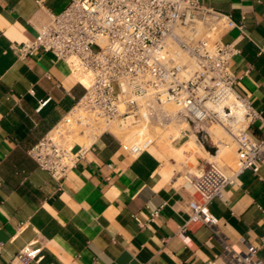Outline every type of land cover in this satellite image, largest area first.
Listing matches in <instances>:
<instances>
[{
    "label": "crops",
    "instance_id": "crops-1",
    "mask_svg": "<svg viewBox=\"0 0 264 264\" xmlns=\"http://www.w3.org/2000/svg\"><path fill=\"white\" fill-rule=\"evenodd\" d=\"M68 1L0 0V264H20L14 255L33 241L41 259L27 264H227L219 236L242 251L255 248L264 263V144L258 172H241L220 198L205 205L215 229L190 222L181 230L189 202L200 201L184 178L207 165L200 149L192 160L190 153L172 157L153 142L132 158L119 137L105 132L61 180L27 155L84 89L64 60L41 49L21 58L14 47L33 38L48 14ZM200 2L237 23L221 39L239 49L230 62L236 90L262 113L250 125L261 139L264 0ZM190 133L180 130L175 143L185 144ZM197 144L209 154L218 150L211 132L204 145ZM228 149L220 157L230 171L236 146Z\"/></svg>",
    "mask_w": 264,
    "mask_h": 264
},
{
    "label": "built area",
    "instance_id": "built-area-1",
    "mask_svg": "<svg viewBox=\"0 0 264 264\" xmlns=\"http://www.w3.org/2000/svg\"><path fill=\"white\" fill-rule=\"evenodd\" d=\"M236 25L229 15L200 0H69L60 12L48 14L33 38L14 50L25 58L41 49L64 60L79 75L89 76L88 85L78 79L84 89L82 96L52 130L70 119L84 124L82 133L95 132V139L109 132L102 126L134 115L126 126L175 120L185 123L204 145L212 126L224 128L236 146L234 168L225 172L207 162L196 173L184 176L200 201L189 202L191 212L181 230L190 222L215 229L211 216L204 212L205 205L220 198L241 172L257 173L263 157L264 137L257 139L250 132L252 121L262 119V113L237 92L238 77L230 62L239 49L235 42L221 39L224 30ZM230 100L242 111L239 117ZM168 104L175 106L173 113L165 108ZM52 130L27 155L61 180L85 155L88 145L68 147L54 138ZM152 143L150 133H133L131 139L120 141L132 158ZM156 214L153 210L151 216ZM219 240L227 264H264L255 248L242 251L224 236ZM34 243L23 246L13 260L20 264L39 261L40 249L33 248Z\"/></svg>",
    "mask_w": 264,
    "mask_h": 264
},
{
    "label": "bare ground",
    "instance_id": "bare-ground-1",
    "mask_svg": "<svg viewBox=\"0 0 264 264\" xmlns=\"http://www.w3.org/2000/svg\"><path fill=\"white\" fill-rule=\"evenodd\" d=\"M76 72L77 71H74V74H76ZM77 73H78L77 75L79 76L78 78L85 85H88L89 82H90L89 76L79 75V72H77ZM230 103H233L232 109H233L234 115L237 116V117H239L242 114V111L237 108V106L235 105V102L233 100H230ZM167 110L169 112H171V113L174 112V109H171V108H170V110H169V108ZM132 119H134V115H130V116L126 117V118H119L118 119L119 122H117L118 121L117 120V121H115V123L110 124L107 127L102 126V128H103V130H105V128H107V130L109 132H111L112 134H117V133L119 134V131H122L123 129H126L128 127V126H126V124L128 122L130 123V121ZM166 125L169 126L168 130H166V132L164 134L159 135L156 138V140L153 139V140H155L154 142L162 150L164 149V151L169 152L172 157H176V156H183V157H185V154L186 153H190V155H191L190 158L192 160H195L193 158V152L200 151V150L202 152H204L199 147V145L197 144V142L195 140V136L192 133H190V138L191 139L187 140L185 144H181L180 146H177V147L176 146H173L172 144L170 145V143H172L173 141H175L179 137L180 130H182L183 128L185 129L186 124L183 123V122H177V124H175V123L174 124H171V122L169 123V121H168L166 123ZM59 126H60L59 129L52 130V132L54 134L53 136H54V138L56 140H59L60 138H62L64 136L66 138V140L72 139L75 143L89 145L91 143V141L94 139L95 132L92 133V132L84 131V133H82L83 130H84V124L83 123L75 122V121H72L70 119H68V120L66 119V120H63L59 124ZM133 128L135 129V131H134ZM133 128L132 129L134 131V134H136L137 136H143V135L148 134V133L151 132L150 131V127H149V123H147V122L140 124L136 128L135 127H133ZM160 131H162V130H160ZM222 131L228 134V132L225 131V129L222 128L221 126L220 127H215V132L214 133L211 131V134H212V137L214 139V142H216L218 144V150L214 154H209V153H207V154H209L208 156H210L211 160H214V161H218L219 158H220V156H221V153L226 149L225 144L224 143L222 144L221 137H219L222 134L221 133ZM98 132H101V131H98ZM129 135H130V133H129ZM128 137H130V136H128ZM222 138H223V136H222ZM72 140H70V141H72ZM72 144H68V147L72 146ZM214 161H212V163Z\"/></svg>",
    "mask_w": 264,
    "mask_h": 264
},
{
    "label": "rangeland",
    "instance_id": "rangeland-1",
    "mask_svg": "<svg viewBox=\"0 0 264 264\" xmlns=\"http://www.w3.org/2000/svg\"><path fill=\"white\" fill-rule=\"evenodd\" d=\"M93 49L95 50L96 48L95 47H93ZM78 73L76 72V76H77V78L79 77L78 75H77ZM79 79V78H78ZM166 109H168L169 108V110H170V108L171 109H175V106H173L172 104H168V105H166V107H165ZM117 122H119V120L117 121ZM168 122V120H166V121H163V120H161L160 121V119L159 120H155V121H153V122H150L149 123V127H150V135H151V137H152V139H155L156 140V138L159 136V135H162V134H164L165 132H166V130H168V128H169V126L168 125H166V123ZM171 122V124H177V122L175 121V120H169V123ZM170 125V124H169ZM215 126V125H214ZM214 126H212L211 128H210V132L212 131L213 133L215 132V127H220V126H218V125H216L215 127ZM134 126H132V127H128V128H126V129H123L122 131H119V134L117 135V134H115L117 137H120V139L121 140H128V139H131L132 138V134L134 133V131H133V128ZM153 127V128H152ZM133 128V129H132ZM184 129V128H183ZM182 129V130H183ZM185 129H189V127L186 125L185 126ZM127 130V131H126ZM135 130V129H134ZM160 130H162V131H160ZM181 130V131H182ZM130 131V132H129ZM226 131V130H225ZM126 132V133H125ZM125 135H124V134ZM128 133V134H127ZM129 133H130V135H129ZM222 134L219 136V137H221V140H222V144L224 143L225 144V146H226V151H228L229 149H228V146H230L231 148H234L235 147V143H234V140L232 139V137L230 136V135H228L227 133H225V132H221ZM125 136V137H124ZM128 136H130V137H128ZM222 136H223V138H222ZM226 138H225V137ZM230 136V137H229ZM128 137V138H127ZM231 139V140H230ZM59 140H62L63 142H64V144H66L67 146H68V144H74L75 142L72 140V139H69V140H66V138L63 136L62 138H60ZM70 140H72V141H70ZM155 140H153V142L155 141ZM231 142H230V141ZM72 144V145H73ZM173 145V146H179L180 145V143L179 142H177V143H175V141H173L172 143H170V145ZM163 151H164V149H163ZM205 155H206V157H207V160L209 161V162H212V161H214V160H211V158H210V156H208L209 154H207L206 152H203ZM211 153L212 154H214L215 153V150L214 149H212L211 150ZM234 156H235V158H236V152H235V154H234ZM214 163L220 168V169H222L223 171H225V172H229V170L226 168V165H225V163H224V161H223V159L220 157L219 158V160L218 161H214ZM194 173H196V171H193ZM184 175V174H183Z\"/></svg>",
    "mask_w": 264,
    "mask_h": 264
}]
</instances>
